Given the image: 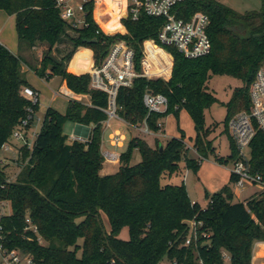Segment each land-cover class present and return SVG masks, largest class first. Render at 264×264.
Masks as SVG:
<instances>
[{"label":"trees","instance_id":"1","mask_svg":"<svg viewBox=\"0 0 264 264\" xmlns=\"http://www.w3.org/2000/svg\"><path fill=\"white\" fill-rule=\"evenodd\" d=\"M0 10L15 15L18 38L30 48L47 43L52 50L67 37L72 50L60 62L44 54L40 75H58L72 91L87 94L91 100L88 105L72 99L65 113L53 107L46 110L32 149L27 145L18 149L23 167L14 181L8 180V163L3 164L0 158V201L11 205V213L3 218L5 247L31 254L33 264H225V254L230 264H252L255 243L264 241V192L236 202L233 187L228 184L217 192H207L203 207L190 199L184 181L173 184L169 178L182 172L183 160L186 168L198 173L203 161L216 153L210 138L213 129L205 124V108L218 100L209 87L213 75H228L243 83L224 103V126L229 135V120L240 111L251 110V88L257 70L264 64V0L260 10L247 13L219 0H185L172 8L171 13L184 20L197 12L209 15L210 53L187 58L167 46L174 56L171 78L138 77L132 86L121 87L117 111L126 122L140 125L148 114L143 101L146 91L166 95V111L147 118L150 129L159 131V121L169 114L179 122L180 112L186 110L194 122V147L200 158L189 157L186 134L178 125L180 137L155 146L142 136L132 137L120 154L119 170L112 174H102L103 122L108 118L103 108L108 106V95L91 87L89 73H72L66 64L83 46L93 50L95 64L100 65L121 39L135 51V66L140 71L144 42L158 41L168 18L141 13L133 19L129 15L121 19L126 33L108 34L95 20L94 2L86 6L89 26L76 31L62 19L52 0H0ZM115 10L113 23L98 19L106 31L123 29L118 18L124 9ZM151 50L161 62L163 73H168L165 52ZM22 63L20 55L0 43V153L27 118L29 107L35 115L27 129H32L36 121L38 100L34 102L23 93L25 87L32 86ZM49 64L52 73L46 75ZM67 122L94 124V128L85 141H69L64 130ZM230 138L232 151L226 157L217 155L220 164L233 163L237 158L236 145ZM135 151L140 152L141 161L132 164ZM251 153L253 170L264 172L263 131L254 137ZM236 180L232 174L231 184ZM28 217L38 226V232L27 229ZM192 221L198 223L197 235L186 244ZM124 227L129 228V239L119 237Z\"/></svg>","mask_w":264,"mask_h":264},{"label":"built area","instance_id":"2","mask_svg":"<svg viewBox=\"0 0 264 264\" xmlns=\"http://www.w3.org/2000/svg\"><path fill=\"white\" fill-rule=\"evenodd\" d=\"M55 6L59 9L60 15L64 21L73 30L81 29L89 26L87 21L86 6L89 2L96 4L100 0H52ZM116 2L122 3L123 0ZM127 1L124 14L132 16L133 19H138L141 13L150 16L167 17L168 20L161 32L159 33L158 41L148 39L144 42V57L142 58L141 70H136L135 66V51L124 41H119L112 45L107 57L100 65L93 64L89 71L91 76V87L93 89L106 92L108 95V106L103 108L107 113L108 118L103 122L104 129L111 128V121L119 119L127 125L136 128L145 135H151L153 131L150 129L147 118L152 113L165 112L168 107V98L162 93H154L150 90L144 94V105L148 110V114L144 122L140 125H133L126 122L118 114L117 96L119 89L123 86H132L134 80L138 77H146L148 79L166 78L172 75L174 56L167 49V46H173L187 58H199L210 53L212 49L211 38L208 33V28L211 19L204 12H197L190 20L176 18L172 13V8L185 0H125ZM95 14V12H94ZM123 16V15H122ZM125 18V17H124ZM152 48L161 49L172 58L169 75H165L162 71L161 62L155 58L152 53ZM23 93L32 101L38 100V92L27 86ZM252 107L248 111H240L236 113L228 122L230 135L232 136L237 148V158L232 163L231 173L237 176L235 187L242 191L247 186L253 185L260 188V192H264V172L254 171L251 165V143L258 133L264 132V64L257 70L255 79L250 92ZM28 116L20 126L13 132V137L21 141L23 145H27L32 149L34 139L37 132H32L33 140L29 139L30 130L27 129L30 119L35 115L32 107L28 108ZM43 119L38 118V122L42 123ZM161 127V121H159ZM70 141H85L83 137L72 134ZM88 139V138H87ZM113 145H121L125 137L120 130H115L110 135ZM11 143L7 142L3 145L2 150L9 151ZM105 161L118 163L120 162V154L116 151L102 149ZM9 157L5 156L2 159L3 164L8 163ZM23 167V165L21 166ZM22 169V168H21ZM11 181L10 179H8ZM10 202L0 201V264H33V256L23 252L20 249H8L5 247L6 235L4 233L3 218L9 215ZM27 229L38 232V226L30 217L27 218ZM197 222L190 223V236L186 240V244L191 243V237L197 235ZM201 224V222H199ZM41 240V238H40ZM225 258H230L225 254Z\"/></svg>","mask_w":264,"mask_h":264},{"label":"rangeland","instance_id":"3","mask_svg":"<svg viewBox=\"0 0 264 264\" xmlns=\"http://www.w3.org/2000/svg\"><path fill=\"white\" fill-rule=\"evenodd\" d=\"M106 2L113 3L114 0H105ZM121 1V0H118ZM226 5L234 8L240 13H247L252 10H260L262 7V0H219ZM127 1H124L122 4L120 2L114 4L116 8H119L121 6H126ZM113 6L110 7V9H113ZM114 8V10L116 9ZM123 18L127 17V14L122 16ZM114 20H111L109 23H113ZM122 22V21H121ZM120 33H126L127 30L124 31H118ZM115 32V33H118ZM113 33V34H115ZM69 34L74 35L73 32H69ZM119 41L124 40H118L115 43ZM66 42V46L58 47L57 52L54 53V50H45L41 59V68L37 69V71L43 72V57L44 54L49 55L51 59H53L56 62L63 61L64 56L66 53L73 48V44L69 42V39L67 37H63L60 40V44H63ZM126 42V41H124ZM0 43L7 45L12 49V51L16 54H19L26 57L28 53V49L30 46L27 43L20 42L18 38V34L16 31V24H15V18L14 16H10L5 11L0 10ZM114 43V44H115ZM127 43V42H126ZM113 44V45H114ZM144 50V45H143ZM166 54V52H165ZM34 58L38 60L37 54H33ZM145 55V54H144ZM144 57V56H143ZM166 57L168 58L167 64L169 66L172 65V58L170 55L166 54ZM40 62V61H39ZM142 63V60H141ZM36 64V63H35ZM142 66V64H141ZM50 70L52 71V66L49 64L46 71ZM45 71V73H46ZM165 75H168V73H164ZM48 75V73H46ZM27 77L29 80L37 86V88L40 90L39 96H38V109L36 111V121L34 124V129L39 130L42 126L41 122H38V118H43L46 110L54 104L59 109L65 110L66 106V98L63 96H58L55 101H53V95L54 91L58 89L61 85V78L60 76H54L51 79L47 78H41L39 74H37L34 70L29 69ZM162 78V77H160ZM169 77L168 79H170ZM165 80H168L166 78H162ZM243 83L240 79L228 76V75H213L211 79L209 80V87L210 90L215 94L217 97V101L214 102L210 107L205 108V124L207 127H212V133L210 135V138L212 139L213 145L216 148V153L210 154L208 159L205 161L204 169L205 174L208 179L212 182H216L217 179L222 177V168H219L218 170L216 168V163H219L217 161V155L220 156H228L230 155L232 151V144H231V138L229 133L225 130L224 126V120L227 116V108L224 105V103L228 102L232 96V93L234 89L238 86H241ZM216 125V126H215ZM75 126V123L73 122H67L64 126L65 133H67L69 136L73 133V128ZM180 126L187 132L192 133L194 131V123L189 115V113L185 110L181 112L180 116ZM111 131L110 133H113L115 130H120L124 137V146L123 147H112L110 149L117 151L118 153H122L126 150L128 143L130 139L134 136H142V132L138 131L135 128L129 127L126 123L123 121H120L119 119H113L111 121V128H109ZM166 131L168 135H174L178 133V127H177V119L174 116V114H169L166 116ZM145 135V134H143ZM145 138L149 144H154V138L150 135L142 136ZM32 138V137H31ZM32 140V139H31ZM168 139L163 140L162 142L165 143ZM194 140V139H192ZM70 141V139H69ZM103 141V139H102ZM11 148L9 151L2 150L0 153V158L3 159L5 156H8L10 159L8 160V164H6V173L8 175V179L11 181H14L18 175V173L21 170L22 162L20 161V152L19 147L23 145V143L19 140H17L15 137H11ZM141 161V154L139 151H135L132 164H136ZM226 166H230V162L228 164H222ZM120 163H111L108 161L104 162L103 170L105 171V174H112L119 170ZM181 168L182 172L178 175H173L171 177L170 182L173 184H180L183 181L185 182L186 188L188 190V194L190 199L195 202L199 201L200 203L204 204L205 202V196L208 192V189L206 186V183L203 182V179L200 178L199 174L194 172L193 170H189L186 168V163L183 160L181 162ZM207 179V178H206ZM166 179H163V182H165ZM234 191V201H245L246 198L251 197L256 192H260V188L258 186L249 185L247 186L246 190L242 193H240L237 189L233 187ZM9 212H11V208H9ZM119 237L122 239H129V228L124 227L119 232ZM225 264H230V258L225 259Z\"/></svg>","mask_w":264,"mask_h":264},{"label":"crops","instance_id":"4","mask_svg":"<svg viewBox=\"0 0 264 264\" xmlns=\"http://www.w3.org/2000/svg\"><path fill=\"white\" fill-rule=\"evenodd\" d=\"M124 1L125 0H123L122 3ZM113 3L116 4L118 2L114 1ZM113 3H111L110 1L106 2L105 0H100V1L97 2L96 8H95V20L98 23V25L103 29V31H105L108 34H113V33L118 32V31L126 30L125 26L121 22V19L123 18L122 15L123 16L125 15L124 12L118 18L119 23L122 25L123 29H115V30H112V31H106L105 28L98 21V19H99L104 24H107L108 22H110L113 19V17H114L113 13L115 14V12H116V10L110 9V7L113 6ZM122 3H120V4H122ZM121 7H123V9L125 10L126 6L124 5V6H121ZM97 12L100 13V16H97ZM10 16H14L15 24H16L15 15H10ZM66 44H67L66 42H64L63 44H60V42L57 43L52 48L54 50V53L57 52V48L58 47L66 46ZM5 46L12 51V49L10 47H8L7 45H5ZM47 49H49V45L47 43H39L36 46L28 49V53H27L25 58L20 55L23 58L22 71H23L26 79L28 80V82L31 84V86L36 91H38V94L40 93V90L37 88V86H35V84H33L29 80V78L27 77V74H28V70L31 69V70H34L37 74L40 75L41 72L37 71V69L41 68V59H42L44 51L47 50ZM34 53L37 54L38 60L34 58V55H33ZM17 55H19V54H17ZM94 63H95V61H94V52H93V50L90 49V48H86V47L81 46V47L77 48V50L75 51L72 59L69 62H67L66 68H67L68 71L80 75V74L88 72L90 67ZM46 73H48V75H50L52 72L50 70H47ZM169 73H170V71L168 72V75H169ZM54 76H57V75H51L47 79H51ZM40 77H41V75H40ZM41 78L43 79L44 77H41ZM58 96H63V97L66 98L65 110L57 108L56 106H54V104H52L50 107H53L54 109L58 110L61 113H65L66 112L68 104H69V101L72 100V99L80 100V101H82V102H84L85 104H88V105L91 104V100H90V96L89 95L75 93L74 91H72L67 86L66 81H64L62 79H61L60 87L54 91L53 101H55ZM183 111H185V110L183 109L181 112H183ZM181 112H180V116H181ZM160 121H161V124H162L161 127H160V130L157 131V132H153L150 135V136H152L154 138V144H150L152 146H155V144L157 142L163 143L162 141L165 140V139H170L172 137H180L181 136L179 128H178V131H179L178 133H176L174 135H168L167 131H166V117L161 119ZM178 125L180 126V117H179V122L177 121V127H178ZM129 127H131V126H129ZM93 128H94V124L85 125V124H81V123H75V126L73 128V133L72 134H76V135H79V136L83 137L84 139H87L89 137V135L91 134ZM180 128L183 129L181 126H180ZM39 130L34 129V126H33V128L30 129V132H29V135H28L29 139L33 140L34 138H31L32 137V132H38ZM108 130H110V129H107V130L104 129L102 149H108L110 151H115V150H112L110 148H112V147H123L124 146V142L121 145H119V146L118 145H113L111 143V141L109 140L110 139V135H111V133H110L111 131H108ZM183 131L186 134V142H187V144L189 146V153H188L189 157L195 158V159H199L200 156H199L198 152L196 151V149L194 147V140H192L196 136L195 126H194V131L192 133H187L184 129H183ZM142 136H146V135L142 134ZM205 161H206V159L203 161V163L201 165V168L199 169L197 174H199L200 178L203 179V182L206 183L205 187H207L209 193L217 192V191H219L220 189H222L224 186H226L228 184L232 185V187L237 189L234 184H231L232 163H230L229 167L226 166V165H222L220 163H216V165H215L216 168L218 170H220L219 168H222L223 174H222V177L217 179L216 182H212V181H210V179H208L210 174L208 175V177H206L205 169H204ZM111 163H114V162H111ZM104 172L105 171L102 170V174H105ZM170 180H171V178H169V181ZM246 188L244 190H242V191H240L238 189L237 190L240 193H242V192H244L246 190ZM256 193H259V192H256ZM246 199H248V198H246ZM195 202L200 203L199 201H195ZM200 204L203 207H205L206 204H207V199L205 198L204 204H202V203H200ZM252 264H264V241H258V242L255 243L254 249H253Z\"/></svg>","mask_w":264,"mask_h":264},{"label":"water","instance_id":"5","mask_svg":"<svg viewBox=\"0 0 264 264\" xmlns=\"http://www.w3.org/2000/svg\"><path fill=\"white\" fill-rule=\"evenodd\" d=\"M160 149L163 150V145H160Z\"/></svg>","mask_w":264,"mask_h":264},{"label":"bare ground","instance_id":"6","mask_svg":"<svg viewBox=\"0 0 264 264\" xmlns=\"http://www.w3.org/2000/svg\"><path fill=\"white\" fill-rule=\"evenodd\" d=\"M169 55V54H168Z\"/></svg>","mask_w":264,"mask_h":264}]
</instances>
